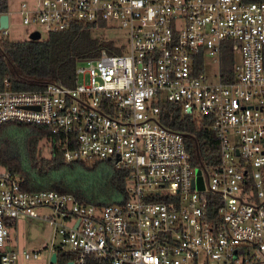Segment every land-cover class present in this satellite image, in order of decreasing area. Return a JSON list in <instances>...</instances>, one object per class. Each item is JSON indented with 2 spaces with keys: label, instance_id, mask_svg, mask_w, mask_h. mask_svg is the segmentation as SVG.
<instances>
[{
  "label": "built area",
  "instance_id": "obj_1",
  "mask_svg": "<svg viewBox=\"0 0 264 264\" xmlns=\"http://www.w3.org/2000/svg\"><path fill=\"white\" fill-rule=\"evenodd\" d=\"M14 12L40 37L77 23L123 30L118 51L77 62L73 84L16 88L0 74V125L46 127L66 161L111 159L127 195L86 203L26 189L0 166V264H58L60 250L74 264H264V0H22ZM166 102L207 122L215 161L192 160ZM20 217L48 222L56 240L23 244Z\"/></svg>",
  "mask_w": 264,
  "mask_h": 264
},
{
  "label": "trees",
  "instance_id": "obj_2",
  "mask_svg": "<svg viewBox=\"0 0 264 264\" xmlns=\"http://www.w3.org/2000/svg\"><path fill=\"white\" fill-rule=\"evenodd\" d=\"M6 10L7 0H0V12ZM103 25L101 22L95 28L77 23L37 39L13 40L0 36V74L8 76L16 88L40 87L47 81L73 84L75 66L80 59L97 56L102 48L119 50L114 47L116 38L100 32ZM227 56H222L224 69L225 66L230 68V56ZM162 119L184 134L195 163L216 160L218 141L207 127V122H198L189 114L181 113L170 102L164 104ZM42 139L48 144V155L41 152ZM74 145L70 142V146ZM63 151L64 144L40 124L11 120L0 125V166L16 173L24 188H53L72 193L79 201L95 205L125 199V169L116 167L107 158L66 161ZM70 259H74L71 252L58 251V264H67ZM75 264L104 263L88 256L83 262Z\"/></svg>",
  "mask_w": 264,
  "mask_h": 264
},
{
  "label": "rangeland",
  "instance_id": "obj_3",
  "mask_svg": "<svg viewBox=\"0 0 264 264\" xmlns=\"http://www.w3.org/2000/svg\"><path fill=\"white\" fill-rule=\"evenodd\" d=\"M20 1L22 0H7V9L11 10L12 13H10V24L8 26V33L6 34V36L9 39H13V40H22L29 38V27L24 25L20 21L18 14L14 12ZM100 30L98 31L114 38H116V34L123 33V30L120 28H116L114 30L112 28L104 27L101 28ZM206 73L208 74L209 77H211L210 67H208ZM40 145H41L42 154L48 155L49 147L47 142H45L44 139H42L40 140ZM30 226H35V228L38 230V234L35 238H31L28 235ZM50 230L51 228L48 222L42 219L35 217H20L18 219L19 240L23 242V244L25 245L38 246L43 242L50 243L51 240H56V238L52 237ZM23 264H46V259L45 257L41 259L29 258L28 260H25Z\"/></svg>",
  "mask_w": 264,
  "mask_h": 264
},
{
  "label": "water",
  "instance_id": "obj_4",
  "mask_svg": "<svg viewBox=\"0 0 264 264\" xmlns=\"http://www.w3.org/2000/svg\"><path fill=\"white\" fill-rule=\"evenodd\" d=\"M7 25H8V14L6 12H2L0 14V26H4L5 27ZM39 37H40V34H39L38 31H31L29 33V38L30 39H37ZM34 232H35V230H34ZM55 257H56V254H55V252H53L51 254V260L52 261L55 260ZM67 264H74V262H73V260H68Z\"/></svg>",
  "mask_w": 264,
  "mask_h": 264
}]
</instances>
